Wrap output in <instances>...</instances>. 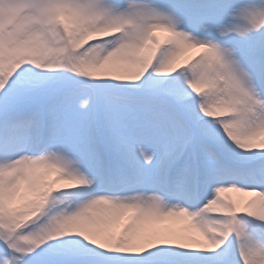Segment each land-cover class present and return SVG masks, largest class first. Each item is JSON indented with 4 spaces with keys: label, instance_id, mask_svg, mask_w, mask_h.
I'll return each instance as SVG.
<instances>
[{
    "label": "snow or ice",
    "instance_id": "snow-or-ice-1",
    "mask_svg": "<svg viewBox=\"0 0 264 264\" xmlns=\"http://www.w3.org/2000/svg\"><path fill=\"white\" fill-rule=\"evenodd\" d=\"M0 264H264V0H0Z\"/></svg>",
    "mask_w": 264,
    "mask_h": 264
},
{
    "label": "bare ground",
    "instance_id": "bare-ground-1",
    "mask_svg": "<svg viewBox=\"0 0 264 264\" xmlns=\"http://www.w3.org/2000/svg\"><path fill=\"white\" fill-rule=\"evenodd\" d=\"M228 195H230L233 199H236V200L247 199L246 197H240L235 193H229Z\"/></svg>",
    "mask_w": 264,
    "mask_h": 264
},
{
    "label": "rangeland",
    "instance_id": "rangeland-1",
    "mask_svg": "<svg viewBox=\"0 0 264 264\" xmlns=\"http://www.w3.org/2000/svg\"><path fill=\"white\" fill-rule=\"evenodd\" d=\"M194 55L193 53H190L189 56Z\"/></svg>",
    "mask_w": 264,
    "mask_h": 264
}]
</instances>
